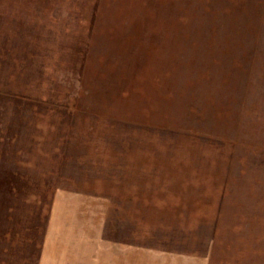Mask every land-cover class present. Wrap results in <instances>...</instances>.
I'll return each instance as SVG.
<instances>
[{
	"label": "rangeland",
	"instance_id": "rangeland-1",
	"mask_svg": "<svg viewBox=\"0 0 264 264\" xmlns=\"http://www.w3.org/2000/svg\"><path fill=\"white\" fill-rule=\"evenodd\" d=\"M116 236L264 264V0H0V264Z\"/></svg>",
	"mask_w": 264,
	"mask_h": 264
},
{
	"label": "crops",
	"instance_id": "crops-1",
	"mask_svg": "<svg viewBox=\"0 0 264 264\" xmlns=\"http://www.w3.org/2000/svg\"><path fill=\"white\" fill-rule=\"evenodd\" d=\"M127 237H114L110 253H98L95 264H208L205 254L197 250H174L169 248H146L136 253ZM48 262V261H47Z\"/></svg>",
	"mask_w": 264,
	"mask_h": 264
}]
</instances>
